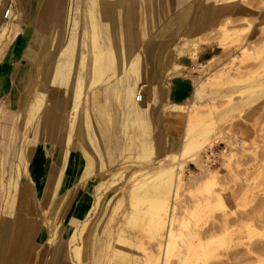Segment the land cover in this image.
I'll return each mask as SVG.
<instances>
[{"label":"rangeland","instance_id":"rangeland-1","mask_svg":"<svg viewBox=\"0 0 264 264\" xmlns=\"http://www.w3.org/2000/svg\"><path fill=\"white\" fill-rule=\"evenodd\" d=\"M13 1L9 2L12 16ZM207 6L222 15L208 27L204 37L191 38L195 10ZM113 22V63L107 69L100 70L92 86L82 91L79 108H74L73 101L69 99V112L66 115L67 122H71L74 128L69 140L72 145L68 152L69 160L72 155L76 160L81 157L78 150L81 137L83 141H88L79 130L83 126L84 112H88L92 119L99 116L90 105L89 97L93 90L101 95L105 120L102 123L100 118L99 121L96 119L99 128H95L93 121L92 133L101 144L102 155H94L97 170H93L79 184V190L87 189L90 193L91 202L86 217L89 219L84 221L83 217L70 226L64 223L61 209L54 218L44 210V216L48 215L49 224L45 228L48 240L34 247L31 245L27 264H146L150 256L157 253L156 239L148 220L149 201L140 199L143 190L131 198L127 189L131 173L138 170H148L150 177L146 186L153 181L156 173L152 169L158 155L153 154L148 129L135 137V140L147 144V150L140 155L137 150L117 154L115 143L123 140L124 134L116 94L121 92L120 87L125 80L141 81L140 77L151 68L150 53L155 46L154 68L161 77L165 73L166 61L173 63L183 56L193 58L201 41L221 43L222 52L203 64L194 60L189 67L195 89L201 88L195 99L198 104L189 106V100H185L181 106L189 109L184 112L183 119L175 115V105L167 101L163 107V123L171 133L176 134L179 143L168 154H179V148L187 137L191 138L188 144L191 145V152L197 151L194 155L196 159L193 158L195 160H188L186 166L176 169L178 184L173 174L172 181L159 182L160 193L152 195L160 206L172 205L175 217L171 223L172 239H167L170 252L164 255L163 264H264V0H185L175 13L160 19L145 13L135 17L131 24L126 21L123 8H120ZM6 23L7 19L1 17V24ZM83 24V18L77 19L76 33L72 35L81 41V51H85L83 42H86L87 34V31L84 33ZM80 26L83 31L77 33ZM106 32L107 28L102 24L99 36L102 42H106ZM9 42L0 33V47L1 43L6 45ZM61 47L45 51L41 61L43 64L29 68V81L23 90L17 88L26 95L30 86L39 79L36 92L43 94V99L34 111H30V106L21 100L15 108H11L18 127L15 143L10 145L15 155L9 156L10 163L0 181L1 197L6 195L4 187L8 179L16 176L13 165L18 161L17 152L27 142L26 132L32 123L38 122L44 110L47 83L43 79L47 73L53 72L61 58ZM45 61L50 64L45 65ZM65 61L72 66L68 72V82H71L75 77L74 68L83 71L80 55H68ZM136 61L143 66L138 74L132 71L133 62ZM178 67L172 64L169 72L177 73ZM59 91L68 96L66 86ZM108 93L115 95L107 96ZM8 102V96L0 97V110L3 112L0 111L1 127L12 120L7 112ZM23 113H26L24 123L20 122ZM185 116L189 123L187 127ZM0 142H4L3 139ZM47 147L50 148L49 145ZM36 157L34 152L30 155V159ZM98 160L116 169L112 189H105L110 184L104 183L96 190L97 184L92 183L99 171ZM172 161L171 158L168 160V170L174 169L170 167ZM66 163L70 164L68 161ZM81 164L83 167L84 161ZM25 174L23 172L22 177L19 174L20 185L23 175L27 178ZM100 191L102 194L93 208L96 193ZM19 196L18 192V204L21 202ZM220 199L222 202L224 200L223 205ZM28 203H31L30 198ZM16 218L15 213H4L0 226L3 227L6 222L9 232L10 229L13 232ZM33 225L32 233L36 231V224ZM72 230H78L80 235L74 234L72 237ZM72 245H78L77 253L72 250ZM44 249L49 253L46 251L45 254Z\"/></svg>","mask_w":264,"mask_h":264},{"label":"crops","instance_id":"crops-1","mask_svg":"<svg viewBox=\"0 0 264 264\" xmlns=\"http://www.w3.org/2000/svg\"><path fill=\"white\" fill-rule=\"evenodd\" d=\"M183 2L185 0H14L13 16L15 15L19 19L17 30L14 38L8 44L2 45L0 52V97L8 96L9 108L7 106V112L11 114L12 118L7 126L0 128V139H3V143L10 145L15 143L18 127L14 123L13 116L15 115L11 113L13 112L11 108H15L20 100L22 101L25 97L21 90L29 81L28 69L41 63L42 56L48 49H59L61 45L64 46L66 42H69L67 46L61 47L62 55L58 63L55 64L53 72L44 76L43 81L47 83L45 107L40 113L41 117L38 122L32 123L29 126V131L26 132L27 142L30 140V144L28 143L27 146L34 151L37 157L31 158L28 162L27 178L23 176L18 192L23 201L25 195H29L31 206L23 203L22 206H16L13 210L15 214L31 218L36 224V231L32 238L34 245L45 243L48 240V232L45 229L46 225L49 224L48 215L54 218L61 209V217L64 223L71 226L77 224L83 217L86 219L89 214L87 211L91 202L90 193L87 189L79 190V184L93 170H97L94 164V155H102L101 144L92 133L93 121L95 128H99L97 125L99 118L102 123L105 120L101 95L93 90L89 97L90 105L99 114L96 118L98 121L92 119L88 112H84L82 116L83 126L79 130H81V136L85 134L84 137L88 141H83L81 137V143L78 142L81 157L76 160L74 155L69 160L68 152L72 147L69 140L74 128L71 122H67L66 115L69 112V99L73 101L74 108H79V98L82 91L89 86L91 87L99 71L107 69L114 61L115 54L111 44L112 27L115 23L113 18L116 20L120 8H123V15L130 24L134 22L135 17L145 13L160 19L175 13ZM103 6L104 16H102ZM220 15L222 14L213 12L208 6L197 8L190 37L196 39L204 37L208 32V27L214 24ZM86 17H88L87 21ZM102 17L104 18L102 19ZM80 18L84 19L82 25L85 29L84 33L87 31L86 42H83V44L85 43V51H81L79 47L81 43L79 38L72 36L76 33L75 23ZM102 24L107 28L106 42L99 39ZM83 28L80 26L77 33H82ZM89 34L95 35V44L89 42ZM156 47L150 53V56L152 55L150 58L151 68L140 77L141 81L125 80L120 87L121 92L116 94L120 107V125L124 134V139L115 143L117 154L137 150L140 155L147 150L146 143L143 144L139 140H135V137L143 133L145 129H148L149 143L152 145L153 154L158 155L157 159L164 157L173 148L178 147L176 134L171 133L163 123V107L168 102L171 105H182L187 99L189 106L192 103L197 105L195 99H197L201 88L195 89L193 75H191L189 67L194 60L198 64H203V62L211 60L222 52L221 43L201 41L197 45L193 58L183 56L176 58L173 63L166 61L165 73L159 77L154 68L153 52L157 49ZM77 53L80 55L83 71L74 68V80L68 82V72L72 66L65 59L68 55H76ZM91 54L97 55L95 60L90 59ZM44 64L49 65L50 63L45 61ZM172 64L179 66L177 73L169 72ZM142 67V63L133 62L132 71L138 74ZM91 69L93 72L90 71ZM38 81L39 79H37L36 84ZM51 83H55V85ZM64 86L68 90V96L59 93V89ZM17 88L21 90H17ZM30 89L26 91V95ZM138 91H140V99L136 100L135 96ZM42 99L43 94L36 92L30 99V110L34 111ZM60 137L62 138L60 139ZM190 139V137L185 138L183 145L179 148V153L191 142ZM43 145L46 147L45 150ZM67 161L70 164L66 163ZM81 161H84L83 167H81ZM98 162L100 163L99 171L94 176V182H92L97 184L98 189L96 187L95 189L99 190L103 180H105V184H110L106 185L105 189H112V179L116 169L105 165L103 160H98ZM28 178L29 180H27ZM43 194L47 197L46 203L42 202ZM100 194L102 191L96 193L97 198L93 208L96 207L97 204L95 203L98 202ZM44 210L48 211L47 217L44 216ZM29 255L27 258L30 257Z\"/></svg>","mask_w":264,"mask_h":264},{"label":"bare ground","instance_id":"bare-ground-1","mask_svg":"<svg viewBox=\"0 0 264 264\" xmlns=\"http://www.w3.org/2000/svg\"><path fill=\"white\" fill-rule=\"evenodd\" d=\"M8 5H10L8 0H0V31H1L0 33L2 34V36H5V39H8L11 41L13 39L15 33H16L17 23H18L19 19L17 18V16L14 15L15 16L14 17L10 14L11 18H9L10 17V15H9V17H8L9 19L7 18V23L4 25L1 24V17L3 18L4 10L6 9V7H8ZM89 20H90V18H89ZM89 37H90L89 42L91 44H95L96 43L95 35L89 34ZM2 47L3 46L1 43L0 52L2 50ZM70 48H72V47H70ZM96 57H97V55H95V54L90 55V59H92V60H95ZM199 64H201V63H199ZM91 72H93V69H91ZM64 81H65V79H64ZM59 84L61 85V83H59ZM36 86H37V84L35 81V83H33L32 87L30 89V92L27 95H25V97L22 100L25 104H27V105L30 104V102H29L30 99H32L33 95L36 93ZM29 97H32V98H29ZM135 99H136V96H135ZM188 109H189V107L187 108V110H185L181 105H177V106L175 105L173 111L175 112L176 116H179L181 119H183L184 112H188ZM29 110H30V108H29ZM175 115H173V116H175ZM25 117H26V113H23V115L20 117V119H21L20 122L24 123ZM184 120H185V126L187 127L189 123H188L186 116H185ZM0 128H2V127L0 126ZM61 138L62 137H60V139ZM28 143L30 144V140L25 144V146L22 148V150L20 152H17V153H19L18 154V156H19L18 161L13 165V169H14V172H16V176H13V178L8 179V183L6 184L7 186L4 187L6 195H2V197L0 196V221H3L4 213H10V214L15 213L13 210V207H15V206H22L23 203L31 206V203L30 204L28 203L29 202V195L27 196V194L25 195L24 201L21 199L20 204H18V202H17L18 201L17 200V193H18V190H19L18 188L20 185L18 183V178L20 176L19 174H21V177H22L23 172L28 174V162L30 161V155L34 152V151H32L31 148H28V146H27ZM66 143H68V141ZM123 145H122V147H123ZM121 149H123V148H121ZM196 153H197V151L191 152V145H187L184 148L182 155H180V153L179 154L172 153V154H167L166 156H164L161 159H158L156 164L154 165V167L152 169L156 173L154 175V179H153V181H150L149 185H147V186H146V183L148 182V179L150 177V175L148 174V170L135 171V172L131 173V175L129 177V180H128L129 186L127 189L128 194L131 193V195H130L131 198H134V197H136L138 191L143 190L144 193L140 196V199L148 200L149 203H147V204H149V206H150V215H149L148 220L150 222V225H152V228H153L152 233L156 239L157 253L152 254L150 256V260H148L146 262V264H163L164 255H167L170 252V247H169V243H168L167 239L169 241H170V239H172L171 238L172 237L171 223L175 220V217L172 213V205H169V207H168V205H166L165 207H163V205L160 206L159 202L157 201V198L153 197L152 195H157L160 193V190L158 189V183L159 182H161L162 180L172 181L173 174H175L176 169H181L182 167L186 166L187 161L195 158L194 155ZM14 155H15V151L12 149L10 144L0 142V181H2V178L4 177L5 171L7 170V167H8V163H10V157L14 156ZM57 156H58V154H57ZM170 158L173 160L172 163L170 162V164H171L170 167H172L174 169L168 170L167 166L169 165L168 160ZM195 159H193V160H195ZM29 172H31V171H29ZM104 181L105 180H103V183H101V184L99 183L100 186L101 185L103 186L104 183H106ZM177 181H179V176H177L175 174V183L176 184H178ZM100 186H99V188H100ZM132 190L133 191L136 190V192H132ZM4 199H5V201H3ZM42 202H45V203L47 202V197L45 194H43V196H42ZM222 203L223 202L220 199V204L223 205ZM15 216L17 217L16 218L17 222H16L15 229L13 232H11V229L9 232V226H8V224H6V222H4L3 227L0 226V264H27L28 260H26V258L31 253L29 249L32 248V246L34 245V243L32 242L33 241L32 238H33L34 234L32 233L33 231H31L32 227L34 226L33 225L34 221L31 220V218L30 219L26 218L20 214H15ZM88 219H89V217H88ZM88 219H85L84 221H86ZM73 230H72V232H73ZM77 231H74L73 233L71 232L72 237L74 236V234H79ZM73 244L79 245V243H73ZM78 245H76V246L72 245L71 246L72 250L76 253L79 251V249H77ZM46 251L49 253V250L44 249L45 254L47 253Z\"/></svg>","mask_w":264,"mask_h":264},{"label":"built area","instance_id":"built-area-1","mask_svg":"<svg viewBox=\"0 0 264 264\" xmlns=\"http://www.w3.org/2000/svg\"><path fill=\"white\" fill-rule=\"evenodd\" d=\"M11 5H9L8 7H6V9L4 10V15H3V19H7L9 17V15L11 14ZM140 99V91H138L137 95H136V100Z\"/></svg>","mask_w":264,"mask_h":264}]
</instances>
